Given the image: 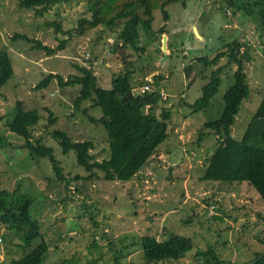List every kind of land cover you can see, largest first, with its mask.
Wrapping results in <instances>:
<instances>
[{
	"label": "rangeland",
	"instance_id": "1",
	"mask_svg": "<svg viewBox=\"0 0 264 264\" xmlns=\"http://www.w3.org/2000/svg\"><path fill=\"white\" fill-rule=\"evenodd\" d=\"M16 4L17 0H0V48L7 51L12 68V75L0 88V136L11 143L10 148L0 153L3 172L0 187L11 190L17 184L21 191L36 197L31 216L47 244L43 262L54 264L69 256L83 262L97 255L91 247L96 242L101 261L112 264L107 242L122 234L150 235L159 240L166 238L167 233L185 236L190 249L179 258L178 264H201L194 252L207 246L230 264L247 263L254 252H263L264 203L256 191L244 181L199 179L216 144L214 135L209 132L202 135L206 129L201 125L218 116L221 94L231 84L235 66H224L225 58L221 57L216 65L203 67L197 57L211 58L231 39L229 33L234 29L239 31V38L249 42L250 61L243 65V71L250 94L242 101L230 127V135L240 139L264 88V29L246 21L240 25L230 15L224 0H187L184 8L178 3L170 4L165 8L168 14L165 22L155 9L150 28L137 31V45L144 50L126 45L124 51L133 63L132 92L147 84L146 80L159 91L158 106L170 114L167 137L128 181H73L70 176L83 173L82 167L75 163L74 152L62 153L47 133L58 129L73 141L90 140V153L99 161L107 155L106 132L101 124L89 121V117H99L100 109L91 107L88 101L81 102L78 109L73 108L77 85L58 87L52 80L41 90L33 86L49 72L65 78L77 73L76 65H84L95 75L97 85L107 89L113 71L123 70V66L116 65L123 54L118 50L108 53L113 34L99 27L80 35H67L43 26L55 19L61 21L62 29L74 27L79 17L90 15L85 0H60L41 15L17 8ZM194 16H199L198 20ZM189 24L196 25L202 39ZM160 26L165 34H157ZM15 33L32 41L12 39ZM62 39H66L64 47L52 55L34 46L38 41L56 47ZM109 54L112 56L108 58ZM188 64L194 74L191 84L183 77V67ZM216 67H221L218 90L204 109L195 112L192 103L200 95L199 88L209 72ZM150 75L160 77L150 80ZM17 100L24 109L40 112L35 134L41 135L43 143L52 148L66 175L64 181L53 178L46 158L30 162L20 147L21 139L6 129L3 115ZM158 106L154 111L157 118ZM45 108L55 117L50 125ZM17 243L13 232L0 224V264H9L21 255ZM118 264H142L140 250L130 247Z\"/></svg>",
	"mask_w": 264,
	"mask_h": 264
},
{
	"label": "trees",
	"instance_id": "2",
	"mask_svg": "<svg viewBox=\"0 0 264 264\" xmlns=\"http://www.w3.org/2000/svg\"><path fill=\"white\" fill-rule=\"evenodd\" d=\"M59 1L17 0L16 7L31 9L34 14L41 15L50 5ZM186 1L85 0L90 15L79 17L74 27L62 29L61 21L55 19L43 23L45 27L51 26L54 32L67 35L71 33L80 35L95 27L103 31L107 30L109 35L113 34L108 53L118 50L123 54L119 62L123 70L110 78L107 89L97 85L95 75L84 65H76L77 73L69 74L65 78L49 72L33 86L35 90H41L46 88L52 80H55L58 87L77 85L79 89L73 99V108L78 109L81 102L88 101L91 107L100 109L99 117H89V121L101 124L106 132L107 155L99 161L95 160L90 153L92 148L90 140L73 141L64 131L58 129L47 133L57 142L62 153L65 154L72 150L75 163L83 169L82 174L75 173L70 176V180L128 181L166 139L170 114L163 107L158 106L161 102L159 91L147 80L149 91L132 92L133 63L131 64L130 56L124 48L129 45L134 50H144L143 47L137 45V31L150 28L153 11L159 10L162 20L166 21L168 19L166 6L178 3L184 8ZM224 1L230 10V15L234 16L240 25H245L246 21L247 24H254L255 28L257 26L261 30L264 29V0ZM163 32V26H160L157 34ZM229 34L232 36L231 39L211 58L206 55L197 57V61L203 67L216 65L221 57L225 58L224 66L231 64L235 66L231 73L232 82L221 94V109L218 116L215 119L204 121L201 125L206 129L205 134L202 135L208 132L214 135L216 144L202 167L199 179L225 183L244 181L256 191L264 203V88L259 93V102L242 136L240 139L233 138L230 135V127L242 101L250 94L243 65L250 61L251 46L249 42L239 38L237 29ZM11 38L31 40L17 33ZM65 40H60L56 47H49L38 41H35L34 46L42 49L46 55H52L55 50L64 47ZM220 68L216 67L211 70L207 80L200 86V95L192 103L195 112L201 108L204 109L212 96L216 94L220 83ZM192 72L191 65L183 67V77L189 79L187 84H191L194 80ZM11 75L12 68L8 53L0 48V88ZM156 77L160 76L153 75L151 80ZM157 106L159 108L158 118L154 113ZM45 110L48 117L47 123L50 125L55 122V117L52 116L50 110L46 108ZM3 117L8 132L21 139L20 147L25 150L27 159L38 163L40 159L46 158L53 178L60 182L64 181L66 175L59 161L55 159L52 148L43 143L41 135L35 134L36 125L41 118L40 112L35 109H24L22 103L17 100L12 109ZM45 127L47 128V125L44 129ZM10 147L11 143L5 137L0 136V153ZM2 173L0 171V176ZM35 199L36 197L21 191L17 184L11 190L0 187V224L4 229L13 232L19 240L17 246L22 251L21 255L11 259L9 264H46L43 260L47 244L39 231L36 220L31 216V207ZM127 239L130 240L127 242ZM91 247L97 251L96 256L87 257L83 262L69 256L54 264H104L96 242H93ZM107 247L111 252L112 264H118L120 259L129 252L130 247H137L140 250L142 264H178L179 258L190 249V244L185 236L179 234L167 233L166 238L162 240L150 235L132 237V235L122 234L109 240ZM194 255L197 261H201V264H230L220 259L210 246L206 249L197 248ZM244 264H264V251L254 252L252 258Z\"/></svg>",
	"mask_w": 264,
	"mask_h": 264
},
{
	"label": "crops",
	"instance_id": "3",
	"mask_svg": "<svg viewBox=\"0 0 264 264\" xmlns=\"http://www.w3.org/2000/svg\"><path fill=\"white\" fill-rule=\"evenodd\" d=\"M205 7H206V5H204ZM204 6H202V7H204ZM206 9H207V7H206ZM196 14V13H195ZM195 17V20H198V18H199V16H194ZM165 22V21H164ZM190 23H194V22H190ZM190 26H191V28H192V30L194 29L195 30V32H196V34L199 36L198 38L200 39H202L203 38V35H199V33H198V30H197V27H196V25L194 24V25H191V24H189ZM164 28V27H163ZM165 30V29H164ZM193 30V31H194ZM163 34H165V32H163ZM112 56V54H109L108 55V58H109V56ZM106 63V62H105ZM117 65V67H119V63L118 64H116ZM106 66H108V63H106ZM116 72L115 71H113V74H115ZM150 74V73H149ZM153 74V73H152Z\"/></svg>",
	"mask_w": 264,
	"mask_h": 264
},
{
	"label": "built area",
	"instance_id": "4",
	"mask_svg": "<svg viewBox=\"0 0 264 264\" xmlns=\"http://www.w3.org/2000/svg\"><path fill=\"white\" fill-rule=\"evenodd\" d=\"M133 89V88H132ZM150 90V87L149 85L147 84H144L142 85L137 91H135V93L139 92V93H142L144 91H149Z\"/></svg>",
	"mask_w": 264,
	"mask_h": 264
},
{
	"label": "water",
	"instance_id": "5",
	"mask_svg": "<svg viewBox=\"0 0 264 264\" xmlns=\"http://www.w3.org/2000/svg\"><path fill=\"white\" fill-rule=\"evenodd\" d=\"M195 35H196V33H195ZM112 36H113V35H112ZM196 36L199 37L198 35H196ZM161 48L164 49V44H163V43H162V45H161ZM152 76H153V75H150V76H149V77H150V78H149L150 80H151ZM133 93H134V92H133Z\"/></svg>",
	"mask_w": 264,
	"mask_h": 264
},
{
	"label": "clouds",
	"instance_id": "6",
	"mask_svg": "<svg viewBox=\"0 0 264 264\" xmlns=\"http://www.w3.org/2000/svg\"><path fill=\"white\" fill-rule=\"evenodd\" d=\"M135 93V92H134Z\"/></svg>",
	"mask_w": 264,
	"mask_h": 264
}]
</instances>
